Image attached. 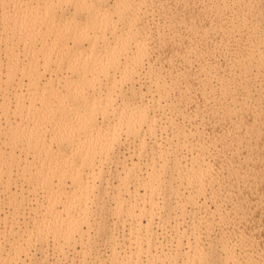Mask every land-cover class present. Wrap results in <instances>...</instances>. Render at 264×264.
<instances>
[{
  "label": "bare ground",
  "instance_id": "6f19581e",
  "mask_svg": "<svg viewBox=\"0 0 264 264\" xmlns=\"http://www.w3.org/2000/svg\"><path fill=\"white\" fill-rule=\"evenodd\" d=\"M162 1H154L160 22L148 16L154 7L148 0H0V193L12 206L8 223L6 215L0 217V264L38 261L34 253L31 257L30 246L40 243L42 252L49 241L54 248L66 246L73 251L79 243L82 252L92 255L91 264H264V248L255 243L254 236L223 231L225 220L242 210V201L228 210L223 205L231 204L233 198L227 197L234 186L228 188L232 182H223L219 175L222 168L231 169L232 161L220 167L211 161L219 153L215 144L223 134L216 136L194 125L189 128L178 123L173 113H165L168 108L188 105L191 93L186 81L179 98L168 95L180 88L174 76L178 70L172 63L162 66L160 55H154L163 36L161 26L174 22L166 19ZM208 2L216 10L232 6L233 19L244 23L241 12L248 8L234 7L241 0ZM185 3L183 7L189 6ZM257 48L247 46L240 52L235 60L242 75L227 80H222L220 67L209 66L199 48L192 51L198 50L203 59L197 68L211 71L220 85L213 101L219 98L217 104L226 105L221 96L231 94L230 83L233 87L253 71L264 83V52ZM156 61L160 66L153 64ZM214 86L201 94L208 90L212 94ZM245 92L248 97V89ZM259 93L256 104L245 106L256 108L254 122L264 119V89ZM235 111L229 107L227 116ZM183 116L189 121L191 111ZM157 118L162 123L156 124ZM157 126L160 130L171 127L175 149H167L157 138L155 145L147 143L144 135H155ZM259 129L257 137L263 136ZM190 137L196 145L190 147L193 152L188 149V158L181 148L187 150ZM125 140L132 145L126 152L121 150ZM209 146L216 147L211 159L203 154ZM103 157L116 164L110 172L114 180L102 179ZM161 190L180 203L178 208L197 205V197L206 193L212 204L201 202L192 226L179 221L175 205L172 230L167 232L174 241L163 240L169 243L166 247L151 219L158 205L152 196H161ZM106 201L113 215L134 221L135 228L121 240L109 230L103 253L87 229L91 206L101 209ZM96 217L95 229L102 231V215ZM234 234L237 240L231 239Z\"/></svg>",
  "mask_w": 264,
  "mask_h": 264
},
{
  "label": "rangeland",
  "instance_id": "374dc122",
  "mask_svg": "<svg viewBox=\"0 0 264 264\" xmlns=\"http://www.w3.org/2000/svg\"><path fill=\"white\" fill-rule=\"evenodd\" d=\"M7 1L8 0H6V2ZM148 1L150 2V5L153 6L156 5L155 3L157 2V0H154L156 2H154L153 0L152 1L148 0ZM186 1L188 2L189 6L183 7L184 5L183 3H185ZM202 1L204 0H163L162 1L163 5L165 6L166 19L167 20L172 19L174 22L171 23L170 25L161 26V31L163 33V36L161 42L159 43V47L157 46L156 48L157 53L155 52L154 55L155 54L160 55L159 56V58H161L160 62L163 60L161 62V64H163L162 66L168 67V65L172 63V65H175V67L178 70L175 71L176 75L174 76H176L177 79L179 80L180 88H175L173 90L168 91L167 92L168 95L171 96L172 98L177 99L179 98V95H181L180 94L181 90L183 89L182 91H184L188 87H189L188 91L190 90L189 93H191L188 105L185 104L184 106L183 104L182 106L184 108L182 106L177 109L168 108L165 113L167 114V116H170V113H173L172 117L173 118L176 117L177 119L175 120H177L178 123L182 121L183 125L190 126L189 128H192L194 125L195 127H198L200 130L205 129L204 132L213 133L216 136L223 134L222 135L223 138L221 140L222 142L218 141L217 144H215L218 149L217 153L218 152L219 153L218 155L213 156L212 159L214 161L211 160L212 162H214L215 167L216 166L220 167V164L223 165V163H225L226 161H232L231 164L232 166L230 167L231 169H229L228 167L222 168L220 173L224 171L222 172L224 174L221 175L222 174L221 173L219 175L222 176L223 182H229V181L232 182L229 186H227L228 188L229 187L232 188L234 186L232 189L229 188V191L230 192L233 191V192H231L232 195H228L227 197L228 199L233 198L230 201L231 204L227 201L226 203H229V206H227L228 204H226L225 202H224L225 204L223 205L224 208L225 209L227 208L228 210V208L231 207L230 205L235 204L234 202H236L237 206H241L242 203L241 206L242 210L235 215L234 214L231 215L225 220V223L222 225L225 228L223 229V231L225 230V232L227 231L228 233H231L230 235H232L233 232H236L235 234L239 235L238 237H240L241 235L239 233L240 232L242 233L243 231L246 233V235L250 234L254 236L255 243H257L261 248L262 247L264 248V176H263L264 173H262L264 171V154H263L264 144H261L260 142L261 141L260 139H263L262 141L264 142V119L263 122L261 120H257L254 122L253 111L256 108L251 107L252 109H248L250 108L251 105L256 104L255 103L257 102L256 97H258V94L261 93V92L259 93V91H262V88L264 89V83L255 77L254 75L255 71H253L252 76H250L247 79L243 78L242 80L234 82L233 87L231 86L232 83H230L229 94L231 93L230 94L231 96L230 95L221 96V101L223 103H226V105L221 103L217 104L219 98L216 99L217 102L216 100L213 101L212 99L214 96L215 97L217 96L214 95V93H218L220 90V85L218 84V82H216V77L214 76V74L212 76L211 71L209 70L208 71L210 73L207 70L206 71L199 70L197 68L200 65V63L203 62L202 57L203 58L205 57L204 59L209 60L208 62L210 63L209 65L210 67H215V66H217L218 68L220 67L219 71L222 75V80H227L242 75V73L240 72L239 68L236 65V60H235V58L238 55H240V52L244 51L245 50L244 48H246L247 46L248 47L255 46L256 48L258 46L259 48L257 49L262 50L260 51V53L264 52V18L257 15V13L264 15V0H241V2L234 5V7H239V11H241L242 8H248L245 12H241L245 14L243 15L244 16L243 19L245 20L244 23L237 22L236 19H233L235 10L234 9L233 11L229 10L231 9L232 6H227V9L221 8L219 10H216L213 5L211 6L209 2L207 3V0L204 2ZM2 3L3 2H0V5ZM156 10L157 12H155ZM158 11L159 10L156 8V6H154L153 9L148 14L150 19L152 18V16H153V20L155 19L158 20L157 17L161 19V16L160 17L159 15L157 16ZM159 21L161 22L162 19ZM172 30H175L176 33L172 34ZM191 44L195 46L197 45L199 49L198 48L196 49H198L201 52L200 54L202 57H199L198 50L196 52H192L195 48ZM188 46L189 47L192 46L193 49L189 48ZM189 49L192 50L190 51ZM202 50H205L203 51V55H202ZM197 52H198V56H195L194 54H196ZM154 55L151 54L150 57L152 58L154 57L155 60L156 55L155 56ZM0 57H3V55L0 54ZM197 57L201 62H198ZM153 64L157 65L158 63L156 61ZM158 65L160 66V64ZM207 76L211 77L212 79L208 78ZM214 78L215 80H213ZM186 81H188L187 84H185ZM183 83L185 85H188L187 87L184 86L186 87L185 89L184 87H182ZM205 84H207L208 86H206ZM212 84L216 85L214 86L212 94L211 93H209V95L207 94L208 91L210 90L201 94L202 90L208 89L209 87H211ZM244 88L248 89L249 91L248 97L246 96V92H245L246 89ZM243 95L245 96L246 99H243L244 98ZM155 98H157V96L153 97V99ZM233 98L237 99L238 102L237 103L234 101L232 102ZM245 104H249V105L247 106ZM245 106L248 108H245ZM229 107L236 110L235 111L236 113L233 114L232 112L233 115L230 113L229 116H227L226 109H228ZM181 108L185 109L186 111L183 110L181 112L180 111ZM174 110H179L180 112ZM187 110H189L188 111L189 113L191 111V118L189 119V121H187L188 120L187 117L186 120L184 116L182 117L183 113L184 114L188 113ZM164 118L165 116L162 118V121H164ZM182 118L184 119V121ZM2 121L4 120L2 119ZM156 121H158L156 122V124L160 122L162 123L160 118H157ZM163 128L164 127H162V129ZM258 129L263 130L261 131L263 133V136L262 135L261 137L256 136L255 132ZM154 131H155V135L153 134L144 135L145 139L148 141V142L146 141L148 144L155 145L156 143L154 142V139L157 138L159 139L158 142L165 145L167 149H175V147L173 146L176 143L175 141L176 139L171 137L172 130L170 126L167 127L165 130L164 129L160 130L159 126H157ZM164 136L168 138L166 139ZM194 136L196 135L194 134ZM189 140H191L190 143L194 141L193 138L191 137L188 138L187 142ZM188 143L187 146L189 148L185 145L187 147L186 150V148L183 146L185 149L181 148L183 149L181 153L185 154V156L190 158L189 150H191L192 152L195 150L191 148H193L194 144L196 145V142L195 143L192 142L191 144ZM131 146L132 145L130 141L125 140V142H123V145L121 146V150L126 152L124 149L130 147L129 150H131ZM216 147L209 146V149L205 150L208 151L207 152L203 151V154L206 155L207 157L209 154V158H210V154H212L215 151ZM210 148L212 149L210 150ZM187 153L189 156L187 155ZM149 158L150 156L144 159L149 160ZM104 159L105 161L102 162V167L104 169L102 174V179L104 178L110 180L112 177V179L114 180L113 174L111 176L110 172L112 171L114 172L116 168V164H114L113 159L109 161V159H106L104 157L101 158V160ZM95 161L97 162L98 159H96ZM260 162L263 164H261ZM233 166H234L233 170L238 171V169L240 168L241 171L239 170L237 173L233 172L232 170ZM113 168L114 170H112ZM232 172H233V176H231ZM239 173L241 174L239 175ZM229 175L232 178H229ZM238 176H240L239 179ZM234 177H236V179ZM10 188L13 190V185H11ZM228 188H225V191H227ZM160 193L162 194L161 196H156V197L152 196L153 197L152 199L158 205L154 210L155 213L153 214L151 219L153 223L152 228H154V230H156L157 232L163 234V236L161 235L162 237L159 235L162 238L161 239L162 244H166L165 242L174 241L173 240L174 238H172V240L171 238L169 239L168 235L170 236L173 235H171V233L170 234L168 233L169 231L171 232L172 230L171 225H173V221H174L172 212L174 213L173 208L175 205L177 207L175 210V214L177 215V218H179V221H182L184 222V224L191 226L194 225L193 221L196 220V215L200 214L201 210L198 209V207L201 205V202L205 200L206 202H208L209 206L212 205L207 199L209 197L208 196L209 193L208 194L206 193L205 197L202 196L197 197V205L180 206V208H184L181 210L183 212L181 214L180 208H178L180 203L176 201L174 202V199L171 196L166 197L165 195H163L165 193L164 190H161ZM3 195L4 194L0 193V217L6 215L4 222L8 223L9 222L8 217L10 215V211H12L10 210V207L12 208V206H10V203L3 198ZM27 195L28 193L25 192L24 194L25 198ZM162 196H165L164 197L165 199ZM161 197L163 198V201ZM242 199L244 200L245 203H243ZM239 201L242 202L240 203ZM149 202L150 201H147L146 204V206L148 205V207H149ZM98 214L102 215L101 222H99V224L102 227V231L97 232V229H95L96 224H94L96 221H94V219ZM89 215L91 220V221L89 220L90 222H88L89 230L86 228V225H84L85 227L83 228L84 229L86 228L87 231H89L88 233L91 236L90 238H92L94 242H97L98 250L100 251L101 249V252L103 253L107 251L106 248L107 243L105 241V237L109 232V230L115 232L118 237V240H121L123 236L125 237L128 234L130 228L131 229L135 228L134 221L131 220V222H129V219L127 220V218L120 219L115 215H113L108 209L107 201L103 203L101 209H97L95 206L92 205L91 212ZM141 220H142L141 222L144 223L146 221V218L142 217ZM217 227H214V232L210 233L212 234L211 238L214 235L213 233L216 234ZM164 232L167 236L164 235ZM202 232L204 233V231ZM245 233H243L244 236ZM235 234H234V238L232 237L231 239L237 240L236 239L237 235ZM163 240H165V242ZM50 243L51 242L49 241L48 246L45 247L46 250L42 252L39 248L40 243L32 244V246H30L29 249L30 252L32 251L31 257L34 253L35 255L34 257H36L35 259L37 258L39 259L38 261L35 260H32L31 262L25 261L24 264H91L92 263L91 261L92 255L82 252L79 243L74 244V247L76 249L74 251L67 248L66 246L54 248ZM168 244L169 243H167L165 247L168 246Z\"/></svg>",
  "mask_w": 264,
  "mask_h": 264
}]
</instances>
